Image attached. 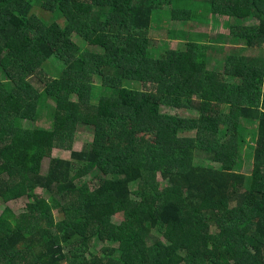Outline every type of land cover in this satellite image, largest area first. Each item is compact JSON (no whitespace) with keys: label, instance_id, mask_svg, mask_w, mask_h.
I'll use <instances>...</instances> for the list:
<instances>
[{"label":"trees","instance_id":"trees-1","mask_svg":"<svg viewBox=\"0 0 264 264\" xmlns=\"http://www.w3.org/2000/svg\"><path fill=\"white\" fill-rule=\"evenodd\" d=\"M194 21L236 36L215 45L222 70ZM0 69V199H31L0 211V264H264V0H0ZM48 96L54 127H37ZM241 119L256 129L250 174ZM93 241L112 245L98 258Z\"/></svg>","mask_w":264,"mask_h":264},{"label":"rangeland","instance_id":"rangeland-1","mask_svg":"<svg viewBox=\"0 0 264 264\" xmlns=\"http://www.w3.org/2000/svg\"><path fill=\"white\" fill-rule=\"evenodd\" d=\"M197 13L198 15H203L205 14V12L203 11V9L201 7H197ZM170 13L171 10L169 9V3L165 4V7L162 8V10H157L155 11V19L153 20V26L150 29V34L154 37L153 41L155 42L156 46H158L160 49L157 50L158 52H161L163 49L168 48L169 46H171V43H169V41L172 38L173 35V30L169 29V20L171 19L170 17ZM48 17L50 19L54 18L53 14H49ZM55 17L57 18V16L55 15ZM208 19L207 17L203 18V20ZM61 21L63 22V20L61 19ZM197 25L196 30L198 31H204L203 34H207V37H201V40H205L207 38L210 37V39L208 41H202L203 45L208 46V50L213 48V55L210 56L209 61H208V67L209 68H213V69H218V70H222L223 68V61L220 58H217L218 55V49L221 50V46H219V44H217V41H222L225 44H233L237 41V38L235 35H233L232 33H229L228 30H226L225 32H221L222 30H218L219 27H215L211 24H198L195 23V21L193 22V26H190V23H185L184 24V28L185 31H187L188 29H190V27H195ZM190 26V27H189ZM178 28V27H177ZM170 30V32H169ZM178 34L181 35V32H179L178 30L176 31V37H178ZM221 34L225 35V36H221ZM244 43V42H243ZM173 41H172V45H173ZM179 44V43H178ZM215 45L217 46V48H215ZM89 46V45H88ZM87 46V47H88ZM212 46V47H211ZM90 47V46H89ZM180 47V45H179ZM211 47V48H210ZM227 47L226 45H224V48ZM230 47V46H229ZM0 76L3 78V72L0 69ZM138 82V83H136ZM127 86L131 87V88H147L148 90H152L153 86H144L141 85V82L139 81H127ZM47 100L46 102L40 104L39 106V115L36 118V120L34 121V125L37 127H45V128H53L54 127V110H55V101L50 97H46ZM41 100V99H40ZM41 103V102H40ZM163 110L170 112L172 110V108L170 107H166L163 106ZM16 122L20 125H26L27 122L24 119H16ZM241 126L242 127V137H243V144L241 146V150L243 151L241 153V157H242V162H243V166L241 168V171L250 174L253 163H252V147L255 145V124L241 119ZM182 134L184 135H194L195 131L194 130H189V131H183ZM93 132L92 130H90L88 127L86 128H82L80 131H78L74 143L73 148L74 149H81L83 144L85 142H89L93 140ZM144 139L148 140V141H152L154 140V138L152 136H145ZM53 156H69V152L67 151H63L60 150L58 147H56L53 150ZM47 162L48 159L45 161V167L47 166ZM195 162L199 163V164H210V161H207L204 158H200V157H196L195 158ZM215 166L218 165V163H214ZM37 193H39L41 196L44 197H48L50 195V193L42 188H39L37 190ZM31 201L30 198H28L27 196L21 197L19 199L16 200H12L9 202H3L0 199V211L2 210V208L5 205H9L13 211H15L17 214L23 212L26 209L27 203ZM55 214H56V210H55ZM59 216H57L58 218ZM227 223L226 221H218L217 223H215L212 227L211 230L212 231H219L222 230V228L226 227ZM108 245H112L111 242L107 241V242H97L93 241L91 247H90V251L92 252L93 256L98 257V258H102L103 252H102V247L103 246H108ZM92 256V257H93ZM108 264H117V260L110 258L108 259Z\"/></svg>","mask_w":264,"mask_h":264}]
</instances>
